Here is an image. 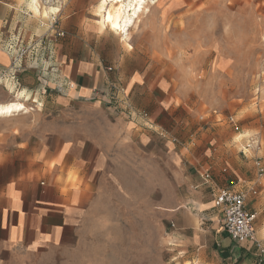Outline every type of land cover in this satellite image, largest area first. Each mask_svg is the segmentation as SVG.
<instances>
[{"label":"crops","instance_id":"crops-1","mask_svg":"<svg viewBox=\"0 0 264 264\" xmlns=\"http://www.w3.org/2000/svg\"><path fill=\"white\" fill-rule=\"evenodd\" d=\"M103 1L57 0L58 12L44 17L32 0H0V108L35 100L38 109L28 130L17 128L24 137L15 150L0 146V264L73 252L89 228L134 222L137 213L159 220L186 258L212 249L227 264H258L254 246L236 244L220 223L219 192L245 193L264 239V208L243 165L233 168L226 141L208 149L215 113L180 106L182 86L165 58L149 39L103 25ZM25 45L30 60L19 58ZM42 46L45 61L36 57ZM113 84L125 103L96 93Z\"/></svg>","mask_w":264,"mask_h":264},{"label":"rangeland","instance_id":"rangeland-1","mask_svg":"<svg viewBox=\"0 0 264 264\" xmlns=\"http://www.w3.org/2000/svg\"><path fill=\"white\" fill-rule=\"evenodd\" d=\"M146 8V17L139 16L131 32L149 39L167 61L169 78L174 76L182 86L176 88L182 93L180 106L199 110L200 117L215 113L207 120L213 124L205 125L215 140L208 149L214 154L226 141L231 165H243V176L258 191L253 201L264 208V175L260 178L256 166L257 158L264 164V0H154ZM100 19L102 23V14ZM31 51L25 45V59H31ZM36 57L45 61L43 46ZM34 101L26 103L28 113L0 119V133L7 129L12 140L6 143L0 136L3 149L15 150V140L24 137L17 128L28 130L36 122ZM250 140L260 142L258 151H245ZM142 215L137 213L134 222L89 228L87 242L73 252L1 264H227L212 249L190 258L179 255L159 220Z\"/></svg>","mask_w":264,"mask_h":264},{"label":"built area","instance_id":"built-area-1","mask_svg":"<svg viewBox=\"0 0 264 264\" xmlns=\"http://www.w3.org/2000/svg\"><path fill=\"white\" fill-rule=\"evenodd\" d=\"M57 0H42L41 3L45 6H52ZM65 34L60 33L59 36L63 37ZM24 51L21 52L19 58H23ZM112 68H107V71H112ZM69 86V84H67ZM98 95L109 98V103L116 106L118 102L125 103V100H120L119 96L122 94V89L117 85H110L108 92L100 93ZM127 108L131 109V106L127 104ZM146 116V115H145ZM260 142L257 140H250L245 144V151L250 152L252 150L258 151L260 149ZM257 158L256 166L260 178L264 175V164H262ZM210 178L209 175L206 176ZM253 195H257L256 191H252ZM218 208L222 210V217L220 223L225 232L236 244H252L256 250V256L258 264H264V239L260 240L256 237L254 223L257 219V213L249 211L247 208V195L245 193H239L231 189H222L219 192V196L216 201ZM172 227H174L172 225Z\"/></svg>","mask_w":264,"mask_h":264},{"label":"bare ground","instance_id":"bare-ground-1","mask_svg":"<svg viewBox=\"0 0 264 264\" xmlns=\"http://www.w3.org/2000/svg\"><path fill=\"white\" fill-rule=\"evenodd\" d=\"M153 1L154 0H104L99 5L98 12L99 14H102L103 25L110 27L111 30L116 31L127 38L129 30L135 25L140 14L147 11L146 5ZM32 2L34 5L32 4L30 7L35 13H38L37 15L40 14L47 17L49 12H58L54 6L43 7L39 0H32ZM109 16L111 19H109ZM24 111L28 112V109L24 104H10V106L5 109L0 108V118L2 117V114L11 117L13 114L17 113L19 115L20 112L22 113Z\"/></svg>","mask_w":264,"mask_h":264},{"label":"snow or ice","instance_id":"snow-or-ice-1","mask_svg":"<svg viewBox=\"0 0 264 264\" xmlns=\"http://www.w3.org/2000/svg\"><path fill=\"white\" fill-rule=\"evenodd\" d=\"M97 15H99V13H98ZM109 19H111V17H110V16H109Z\"/></svg>","mask_w":264,"mask_h":264}]
</instances>
